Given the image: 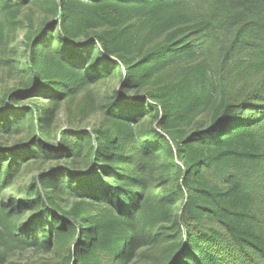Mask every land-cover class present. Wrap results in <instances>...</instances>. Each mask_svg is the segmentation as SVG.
<instances>
[{
  "label": "trees",
  "instance_id": "1",
  "mask_svg": "<svg viewBox=\"0 0 264 264\" xmlns=\"http://www.w3.org/2000/svg\"><path fill=\"white\" fill-rule=\"evenodd\" d=\"M13 252L264 264V0H0Z\"/></svg>",
  "mask_w": 264,
  "mask_h": 264
},
{
  "label": "rangeland",
  "instance_id": "2",
  "mask_svg": "<svg viewBox=\"0 0 264 264\" xmlns=\"http://www.w3.org/2000/svg\"><path fill=\"white\" fill-rule=\"evenodd\" d=\"M15 47L18 49L19 52L23 51L24 45H23V38H22V33H20ZM112 85H107V84H102L100 91L101 93L105 94L107 92H110L112 89ZM29 176H27L26 179H28ZM26 180H23L25 182ZM37 255L36 253H31V252H26V253H21V254H16V253H10L7 256V260L5 264H33L38 260V262H42L45 259V256Z\"/></svg>",
  "mask_w": 264,
  "mask_h": 264
},
{
  "label": "water",
  "instance_id": "3",
  "mask_svg": "<svg viewBox=\"0 0 264 264\" xmlns=\"http://www.w3.org/2000/svg\"><path fill=\"white\" fill-rule=\"evenodd\" d=\"M59 18H60V13H59V15H58L57 19H59Z\"/></svg>",
  "mask_w": 264,
  "mask_h": 264
}]
</instances>
